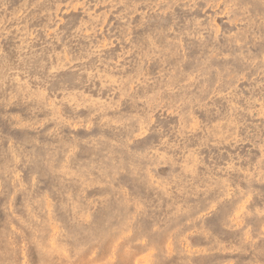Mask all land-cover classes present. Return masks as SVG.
<instances>
[{
    "label": "clouds",
    "instance_id": "obj_1",
    "mask_svg": "<svg viewBox=\"0 0 264 264\" xmlns=\"http://www.w3.org/2000/svg\"><path fill=\"white\" fill-rule=\"evenodd\" d=\"M0 264H264V0H0Z\"/></svg>",
    "mask_w": 264,
    "mask_h": 264
}]
</instances>
